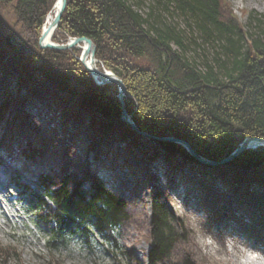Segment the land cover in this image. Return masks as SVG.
Returning a JSON list of instances; mask_svg holds the SVG:
<instances>
[{"label":"trees","instance_id":"1","mask_svg":"<svg viewBox=\"0 0 264 264\" xmlns=\"http://www.w3.org/2000/svg\"><path fill=\"white\" fill-rule=\"evenodd\" d=\"M55 1L0 0V34L3 13L10 9L13 37L22 43L16 52L24 54L25 61L34 67L44 82L74 98L80 107L91 113L93 121L100 118L109 125H122L116 85L96 86L77 59L79 49L55 51L38 44L41 26ZM169 6L180 16L187 17L205 41L223 42L220 46L222 58L215 55L214 65L205 62L198 67L189 60L184 55L186 47L182 35L163 18L164 13L170 14ZM255 22L262 29L257 33L245 30L226 8L224 0H154L144 14L133 9L127 0H66L52 41L65 42L69 37L89 38L95 46L97 62L123 82L125 110L140 131L158 138L183 140L198 155L218 162L236 149L244 138L264 139V15ZM247 38L250 39L248 42ZM24 96L21 93L19 98L30 105L25 111L30 124H42L45 133L56 135L51 136L53 139H65L76 165L86 169L89 164L85 160L88 149V143L83 141V136L88 137L85 130H70L71 127H65L60 117L53 113L50 103H30ZM80 131L84 133L79 136ZM127 131L140 138L128 127ZM151 141L165 154H177L185 161L195 162L177 144ZM108 147L102 144L96 149L106 151ZM5 151L9 153L6 158L17 165L13 148H5ZM90 165L97 166L100 171L103 169L97 162ZM120 167L127 172L125 164ZM148 167L156 177V185L168 190L171 182L164 179L162 161ZM98 168L93 174L101 178ZM217 168L227 169L236 176L245 174L248 181L264 183V148L245 151ZM121 169L115 179L129 187L125 177L120 176ZM175 171L183 186L169 190L170 195L182 204L189 201L188 205L195 209L202 196L199 190L192 191L197 187L196 180L178 169ZM126 174L132 177L129 172ZM38 179L51 205L37 198L42 206L37 211V219L50 226L54 224L56 233L69 230L78 234L89 250L92 233L115 247V230L125 224H139L133 208L112 193L123 194L121 189L115 188L117 181L113 178H101L107 188L99 180L91 179L87 191L81 189L83 181L75 182L68 175L61 179L50 176ZM86 179L88 176L84 175V181ZM149 208L147 231L141 237L148 246L144 252L145 261L133 257L134 247H130L125 250L128 255L126 264H198L187 230L182 221L167 209L159 192H152ZM230 230L237 234L232 225ZM234 240L236 243L229 245L231 248L240 250L237 243L249 245L247 237ZM8 250L14 254L9 248H0L1 259L8 255ZM115 263L119 264L117 260Z\"/></svg>","mask_w":264,"mask_h":264},{"label":"rangeland","instance_id":"2","mask_svg":"<svg viewBox=\"0 0 264 264\" xmlns=\"http://www.w3.org/2000/svg\"><path fill=\"white\" fill-rule=\"evenodd\" d=\"M127 2L140 14L146 13L148 6L154 4V0ZM224 2L233 17L244 25L245 30L257 33L262 29L261 25L258 27L255 19L264 15V0ZM168 12L170 14L164 13L163 18L182 35L186 47L184 55L193 60L197 67L205 62L214 65L215 55L218 59L221 57L220 46L223 42L205 41L187 17L180 16L172 6H169ZM12 21L10 9H6L2 16L0 34V151L4 150L0 152V161H6L9 153L5 148L11 147L12 155L18 163L14 168L8 163L12 169L4 168L1 177H4L6 170L17 174L21 183L31 180L38 184L39 176L45 175L56 179L68 175L72 176L75 182L82 181L86 174L89 178L95 176L99 180H109L118 177L120 165L125 164L126 173L129 172L132 177H128L122 169L119 173L125 177L129 187L121 185L116 178L115 188L121 189L123 194L109 191L123 198L133 208L140 221L137 225L125 224L114 231L115 247L93 233L91 241L94 244L92 250L88 251L79 236L70 235L68 232L50 240V232L45 225L36 222L34 209L28 204L29 198L25 195L12 209L18 213L11 222H17L20 228L5 225L3 222L12 214L4 213V209H0V248L14 251L13 254L8 250V255L4 259L0 258V264H117L116 260L119 264H126L128 255L125 250L130 247H134L133 257L144 262L143 252L147 248L141 237L147 231L146 221L150 212L152 192H159L167 209L182 221L198 264H264L263 182L248 181L247 175L236 176L227 169H208L185 161L177 154H165L153 146L151 139H137L134 134H129L124 124L109 125L100 118L93 121L89 111L80 107L74 98L44 82L34 67L25 61L24 54L16 52L22 43L13 37ZM6 37H9V44L5 40ZM246 40L248 42L250 39ZM173 48L178 47L173 45ZM73 49L79 48L65 51ZM80 51L79 49V54ZM96 66L99 70L104 68L98 62ZM21 93L25 94L24 98L30 103H50L53 113L60 117L65 127L69 125L70 130H85V135L88 134L86 139L83 136V141L88 143L85 160L89 164L86 169H80L81 167L76 165L65 139H53L51 136L56 135L45 133L42 124H30V119L25 115L30 105L20 100ZM84 132L80 131L79 136ZM102 144L109 146L106 151L96 149V146ZM119 157L121 160H118ZM159 160L164 165V179L171 182L168 190L156 185V177L148 169L150 164ZM96 162L102 164L101 171L97 166L90 165H95ZM97 168L102 179L93 174ZM177 169L196 180L194 183L198 188L192 191L199 190L202 193L195 209L188 205L189 201L179 203V200L176 201L169 193V190L183 186L179 175L174 173ZM13 187L12 181H9L7 190L12 191ZM89 187L88 181L82 185L83 190H88ZM41 190V187L37 188L36 192L42 195ZM191 209L194 210L193 213ZM231 225L237 230V234L231 232ZM241 236L247 237L249 245L237 243L240 250L231 248L229 245L236 243L234 238Z\"/></svg>","mask_w":264,"mask_h":264},{"label":"water","instance_id":"3","mask_svg":"<svg viewBox=\"0 0 264 264\" xmlns=\"http://www.w3.org/2000/svg\"><path fill=\"white\" fill-rule=\"evenodd\" d=\"M54 5H56V11L54 13V16L51 22L48 24L47 28L40 33L38 38V44L42 47H46L50 50H55V51L71 50L76 46L83 45V48L81 49L80 54L77 57L78 61L81 63L83 68L89 73L91 79L93 80L96 86H102L105 84L116 85L117 99L121 107V114L119 120L125 126H127L132 132L143 138L167 141L177 144L180 147H182L193 160H195V162H193L194 164H198L206 168H217V167L225 166L226 164L230 163L234 158H236L245 151L255 149L256 147L264 148V139L256 138V137H246L239 143L238 147L234 149L226 158H224L221 161L214 162L207 160L202 156L198 155L197 153H195L192 150V148L183 140L171 138V137L158 138L140 131L133 122L131 115L127 114L125 110L124 98L126 97L125 95L126 89L123 82L111 71L101 68L100 69L102 70L101 72L97 70L96 68L97 66L95 67L97 60L95 59L94 56L95 46L92 43V41L87 37H69L67 38L66 42H60V43H54L51 41V36L55 32L59 24V21L61 19L62 13L65 9L66 0H56ZM5 40L9 44V37H6Z\"/></svg>","mask_w":264,"mask_h":264},{"label":"bare ground","instance_id":"4","mask_svg":"<svg viewBox=\"0 0 264 264\" xmlns=\"http://www.w3.org/2000/svg\"><path fill=\"white\" fill-rule=\"evenodd\" d=\"M52 11L50 12V14L45 18V20H44V22H43V25H42V31L41 32H43V30H45L46 28H47V26H48V24L51 22V20H52V18H53V16H54V13H55V11H56V5H54V7H53V9H51ZM54 34V33H53ZM53 36V35H52ZM52 36H51V41H52ZM53 42V41H52ZM55 43V42H54ZM75 48H79L80 50L83 48V45H79V46H76ZM95 67H96V64H95ZM97 68V70H99L98 69V67H96ZM99 71H101L102 72V70H99ZM108 76V75H107ZM8 161V162H7ZM5 162V163H4ZM3 162V166L4 167H10L9 166V164L12 166V167H15V165L16 164H13V163H11L8 159H6V161H4ZM9 163V164H8ZM17 175V174H16ZM101 177V176H100ZM102 178V177H101ZM5 209H7V207L4 205L3 206Z\"/></svg>","mask_w":264,"mask_h":264}]
</instances>
